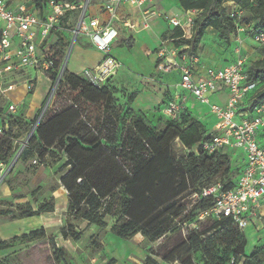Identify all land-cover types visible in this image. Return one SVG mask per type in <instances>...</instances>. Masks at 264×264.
Returning a JSON list of instances; mask_svg holds the SVG:
<instances>
[{"label": "trees", "instance_id": "16d2710c", "mask_svg": "<svg viewBox=\"0 0 264 264\" xmlns=\"http://www.w3.org/2000/svg\"><path fill=\"white\" fill-rule=\"evenodd\" d=\"M46 1L33 0L37 8H42ZM177 1L182 10L197 9L200 12L193 19L190 37H181L179 27L167 29L161 34V39L174 38L175 44L187 43L195 50L210 29L215 33L219 45H229L236 31V23L223 5L228 1L244 9L240 24L246 27V32L264 30V0ZM132 45V41L126 43L127 48ZM257 49L261 58L244 65L245 82L256 86L258 92L255 101H264V46H257ZM136 96V92L130 93L127 103L133 102ZM63 98L67 99L65 103H61ZM21 111L7 114L4 107L0 108V124L3 126L5 119L8 122L5 135L11 133L16 124H24ZM167 122L166 127L156 133L153 127L145 123L143 116L130 107L123 112L116 105L106 83L98 88L82 77L66 72L55 91L47 118L38 125L24 149L23 160L46 164V158H53L52 162L58 164L64 159L59 168L65 172L59 178V183L67 192V211L73 219L105 228V218L110 217L114 219L110 228L113 235L127 239L140 233L149 241H155L165 235L169 222L177 219L183 211L174 205L175 199H172L178 186L174 176L165 180L169 164L166 163V151L174 140H179L188 148L195 146V151L180 161L188 174L190 195L216 183L214 178L217 175L225 176L218 181L223 184V189L233 187L234 171L228 153L219 151L207 154L199 146L200 142L212 137L209 129L188 111L181 112L175 119H167ZM185 123H189L186 129L178 128L177 125ZM28 126L26 124V130ZM0 158L4 160L1 155ZM135 182H138L143 196L130 189V184ZM170 183V192L166 191L165 194L162 190L164 196H161V187ZM191 200L193 206L185 220L177 224L179 229L183 223L196 221L200 213L213 203L211 198ZM53 208L52 204L43 203L36 209L28 207L23 216H38L42 212H52ZM213 220L204 232L189 230L187 242L191 247L185 260L177 256L170 259L177 258L185 264H191L192 259L197 264H229L233 258L232 264H239L241 260L242 264H264L260 248L253 249L246 256L243 231L229 218ZM59 233L63 238L75 242L82 236L81 231H75L72 223L60 227ZM44 238L45 229L40 227L1 239L0 251L9 249L16 241L27 243ZM60 250L53 246L56 260L59 259ZM142 264L159 263L152 256H147Z\"/></svg>", "mask_w": 264, "mask_h": 264}, {"label": "built area", "instance_id": "2783aa9c", "mask_svg": "<svg viewBox=\"0 0 264 264\" xmlns=\"http://www.w3.org/2000/svg\"><path fill=\"white\" fill-rule=\"evenodd\" d=\"M152 3L153 0H47L42 8H37L33 0H0V99L5 100V105H1L5 113L15 114L21 110L9 96L10 91L18 88L19 79H24L21 85L25 95L31 93L37 83L43 86L46 96L57 90L67 66L69 49L80 36L103 53L97 65L81 71V77L98 88L122 67V62L111 53L120 31L145 30L153 17H163L170 28L182 30L181 37H190L193 19L199 10L168 14L155 9ZM223 5L236 23L229 44L232 60L226 65L202 67L196 51L187 43L175 44L174 38L160 39L156 50L155 69L162 74H179L178 91L159 107L161 115L167 119L177 118L185 111L183 103L187 93L206 105L216 119L215 131L208 130L212 137L199 143L202 151L212 154L241 149L245 156V165L239 174L236 175V168L232 166L233 187L223 189V184L216 182L190 195V199L211 198L213 203L196 221L181 225L184 237L190 229H198L197 222L207 216L227 217L243 231L264 201V147L257 140L259 134H264V101H255L256 96L244 101L249 90L256 91L254 83L245 82L244 65L250 60L244 42L249 38L255 46H264V30L246 32V27L240 24L244 9L232 1ZM95 6L101 16L88 11ZM124 6L136 8L140 22L130 13L122 12ZM222 89L228 92L225 103H213L211 95ZM7 127L5 119L3 126L0 124V134ZM3 168L0 161V173ZM167 264L185 263L173 258ZM191 264L197 262L192 259Z\"/></svg>", "mask_w": 264, "mask_h": 264}, {"label": "rangeland", "instance_id": "374dc122", "mask_svg": "<svg viewBox=\"0 0 264 264\" xmlns=\"http://www.w3.org/2000/svg\"><path fill=\"white\" fill-rule=\"evenodd\" d=\"M91 10L92 7H89L88 11ZM82 37H78L75 46L69 49L71 52L67 66L64 67V74L72 72L81 78L82 69L95 64L103 55L87 41L80 42ZM79 42V45L88 51L82 50L80 52L78 50ZM254 48L258 52L257 45ZM148 52L149 48L146 52L147 57L149 56ZM126 53L122 47L112 50L113 55L123 58L122 67L105 83L112 92L116 105L123 112L126 107H130L136 114L143 116L145 123L153 127L154 131L158 133L168 123L167 118L160 116L157 107L158 102L163 100L161 76L139 49H137L136 57H129ZM131 69L140 71V75L128 74ZM23 82L24 79H19L18 88L16 92L11 93L10 98L12 100L21 99L19 105L22 109L24 124H16L9 134H0V155L4 158V160L0 158L4 166L0 173V240L9 239L12 236L21 235L40 227L45 229V238L27 243L14 242L9 249L0 251V260L3 261L0 264H139V261L142 264L147 256L151 257L150 255H154L153 257L160 262L166 260L164 261L166 264L171 257L177 256L185 260L191 244L187 242V236H183L177 224L183 219L185 220V217L190 213L193 200L189 197L191 189L188 185V174L180 161L189 153L194 152L195 146L192 148L185 147L179 140H174L170 146L168 145L166 163L169 164H167L168 170L165 180L172 178V175L174 176L175 184L178 183V186L174 189L172 199H175L174 205L181 207L183 211L177 219H172L169 222L164 236L155 241H149L140 233L127 239L117 237L110 232L114 221L110 217L105 218L107 223L105 228L93 226V230H95L90 231V224L73 219L67 211V203H65L68 199L67 192L59 183V178L65 172L59 168L64 159L58 164L52 162L53 158H46V164H40L34 160H23L24 149L27 148L28 141L38 125L47 118L48 109L55 94V92H49L47 96L45 94L42 103L39 105L40 90H44L43 86L37 83L31 92L33 93L32 96L29 98L22 91L21 84ZM262 88L264 90V85ZM132 92H136L137 96L133 102L128 104L127 96ZM66 100L63 98L61 103H65ZM1 102L0 108L1 105H5L4 102V104ZM38 105L39 107L35 109ZM26 124L29 125L28 130H26ZM188 124L177 126L184 130ZM32 129L33 132L30 134ZM8 147H10L9 151L7 150ZM235 151L241 154V149H235ZM224 177L217 175L214 181H222ZM130 186L131 190H135L143 196L138 188V182L132 183ZM162 190L165 194H167L166 191L170 192L171 183L161 187L159 193L164 196ZM47 202L54 206L52 212H42L38 216L31 217L23 216L28 207L36 209L39 205ZM213 222L214 220L210 216L199 220L197 222L198 233L204 232ZM66 223H72L75 226V231H81L82 240L75 242L71 239H63L59 233V228ZM244 231L248 235V245L244 249L246 256H248L256 235H251L253 226H249ZM53 246L61 249L57 260L53 255ZM256 248L262 249L260 256H264V245L258 243L254 249ZM231 261L229 260V264H232Z\"/></svg>", "mask_w": 264, "mask_h": 264}, {"label": "crops", "instance_id": "0c3cea01", "mask_svg": "<svg viewBox=\"0 0 264 264\" xmlns=\"http://www.w3.org/2000/svg\"><path fill=\"white\" fill-rule=\"evenodd\" d=\"M152 4L155 7V9L161 12L168 13V14L179 13L182 10L177 0H171V2H169V0H153ZM122 12L130 13L132 18L136 22H140L139 12L136 8H132L130 6H124ZM92 13L95 15L97 14L100 15L99 9L96 6L92 8ZM167 29H171V28L168 26L167 22L164 20L163 17H153L150 21V27L145 30L140 29L139 31H131L129 29H124L120 31L118 38L113 42V45L111 47V53L113 49H117V47H122L123 51H126L127 52L126 54L129 57H136L137 49H139L145 55V57L150 60V61L148 60L150 62V65H153L155 69L156 62H157L156 50L158 47V42L161 39V34ZM84 40L87 41V39L82 38L80 42H83ZM128 41L133 42V45L131 48L126 47V43ZM80 42L78 43V45L80 44ZM230 45H228L227 47L220 46L218 44V41H217V38L214 32L208 29L206 31V34L201 38L197 49H195L197 55L199 56L201 66L202 67H207V66L222 67L226 65L228 62L232 60V53H231ZM254 46H255V43L251 39L249 38L245 39L244 50L248 54L249 60L251 61H255L261 58V55L259 54V52L256 51ZM148 48H149V52H148L149 56L147 57L146 52ZM78 50L81 52L82 50H85V49H83L79 45ZM85 51H88V50H85ZM113 56L118 58L121 62H123L122 60L123 58L121 56L120 57H117L115 55ZM102 57L103 55L100 56V58L95 62V64L86 66V67H93L97 65L98 62L102 59ZM130 73L134 75L135 74L140 75L141 72L135 69H131L128 74ZM159 75L161 76V83L163 87V93H162L163 100H160L158 102V105H157L158 109L164 104V101L168 100L174 93L178 91V89H176V84L179 80V74L177 72H171L169 74H162L159 72ZM13 92H16V90L10 91L9 96ZM40 92H41V95H40L39 105L43 101L45 90L43 91L40 90ZM257 92H258L257 90L256 91L249 90L245 95L244 101L246 102L250 98H253L254 96H256ZM32 94L33 93H29L26 96H29L30 98ZM227 96H228L227 90L222 89V90L217 91L216 93H213L210 98L213 103L223 105L227 99ZM12 101L19 104L21 102V99L12 100ZM0 102L1 104L3 102L5 103V100L0 99ZM39 105L36 106L35 109L38 108ZM183 109L191 113L192 116L195 117L197 120H199L207 129H209V131H215L216 119L209 111V108L206 105L198 103L191 95L187 93H185V101L183 103ZM159 114L161 115L160 111H159ZM257 140L259 144L264 147V134L262 133L259 134L257 136ZM226 152L229 155L231 166L236 168V175L239 174L245 165V156L243 152L239 154L237 151L231 150V149H228ZM67 202H68V199H66L65 203ZM93 226L95 225L90 224V231L93 230ZM249 226H253V233L251 235L255 234L256 236H254V239L252 241L253 246L248 254H250L253 251L254 247L257 246L258 243L264 245V201L261 202L256 215L252 216L249 219V222L244 229H247ZM244 229H243V234L246 239V245H248V240H247L248 235H246ZM82 237L78 241L82 240ZM63 239L68 240V238L67 239L63 238ZM140 263L141 262L139 261V264Z\"/></svg>", "mask_w": 264, "mask_h": 264}, {"label": "water", "instance_id": "95a60500", "mask_svg": "<svg viewBox=\"0 0 264 264\" xmlns=\"http://www.w3.org/2000/svg\"><path fill=\"white\" fill-rule=\"evenodd\" d=\"M33 132V129H32V131H30V134Z\"/></svg>", "mask_w": 264, "mask_h": 264}]
</instances>
